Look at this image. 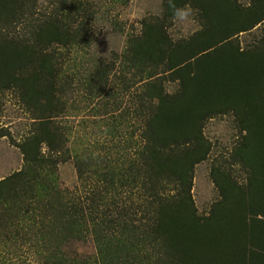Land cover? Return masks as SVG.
I'll list each match as a JSON object with an SVG mask.
<instances>
[{"label": "trees", "instance_id": "1", "mask_svg": "<svg viewBox=\"0 0 264 264\" xmlns=\"http://www.w3.org/2000/svg\"><path fill=\"white\" fill-rule=\"evenodd\" d=\"M36 2L0 0V91L17 90L32 111L35 132L20 147L26 162L41 166L40 145L60 154L64 146V137L51 128L50 119L64 107L58 95L67 84L60 78L65 61L61 50L68 47L71 35L58 18L59 11H34ZM170 2L177 8L198 4L200 17L208 23L178 40L169 38L165 29L170 24H146L142 35L130 41L128 54L139 64L165 65L167 78L177 80L178 90L168 94L162 84L148 83V93L143 94L151 105L142 133L144 143L128 154L130 143L121 142L118 157L112 154L114 145L92 157L75 154L78 181L83 183L91 174L105 192L113 194L118 184L140 186L146 203L137 208L150 215L139 223L136 245L126 249L117 264H264V46L241 50L230 40L264 19V0H253L244 9V17L227 0H166L167 18L173 17ZM92 77L96 74H89V83ZM227 112L235 115L238 128L244 131L229 155L232 162L241 164L246 183L237 187L225 168L215 166L210 176L221 198L208 215H197L190 195L192 170L210 152L203 124ZM5 134L0 126V136ZM168 187L174 193H166ZM63 194L42 171H20L0 180V204H8L1 208L0 229L21 221L32 227L31 241L39 246L37 250L45 252L40 254L43 264H78L58 251L87 232L90 224L100 259L116 264L109 255L113 245L119 246L118 239L108 240L102 234L108 226L105 215L120 208L115 197H108V207L98 212L103 197L97 189L86 200L81 194L73 199ZM90 212L95 216L90 217ZM143 237L151 239L141 244L138 240ZM101 241L108 250L99 249ZM141 245L152 246V252Z\"/></svg>", "mask_w": 264, "mask_h": 264}, {"label": "rangeland", "instance_id": "2", "mask_svg": "<svg viewBox=\"0 0 264 264\" xmlns=\"http://www.w3.org/2000/svg\"><path fill=\"white\" fill-rule=\"evenodd\" d=\"M227 1L242 17L244 9L253 2ZM76 2L82 6L75 5V8L73 3ZM165 3L166 0H37L34 11L48 13L56 9L59 11L58 18L63 20L71 35L70 44L61 50L65 61L61 65L60 78L67 84L58 95L64 107L50 119L51 128L64 137V146L60 154L49 150L44 144L40 145V155L44 159L41 166L26 162L20 147L35 132L37 123L34 122L32 111H28L21 102L17 90L10 88L0 91V126L6 133L0 136V180L20 171L29 174L42 171L52 185L64 192L65 199H73V195L81 194L86 200L85 197H90L96 189L102 192L103 200L99 201L98 212L105 211L108 197L114 196L120 208L116 213L105 215L108 217V226L102 234L108 240L118 239L119 246L113 245L109 255L116 258V264L117 258L126 249L136 245V230L141 227L139 223H144L146 215H150L137 208V204L146 203L142 191L139 184L135 188L118 184L116 193L110 190L105 192L103 184L91 174L81 183L73 164L74 155L89 154L92 157L114 145V151H111L118 157L122 154L120 146L124 142L130 143L126 152L134 153L138 150L136 144L141 145L145 141L142 133L151 105L143 94L148 93L146 85L162 84L164 93L168 94L178 90L177 80L167 78L165 65L151 64V61L139 64L131 61L128 54L130 41L142 35L146 24H170L165 29L168 36L171 40H178L195 34L208 23L206 18L200 17L202 10L198 4L180 6L183 8L188 5L192 9L191 15L181 20L165 17ZM230 40L241 50L264 46V19L252 29L232 36ZM96 68H101V73L94 71ZM91 73H95L96 77H92L93 81L89 83ZM243 134L232 112L213 115L204 122L202 135L210 143V152L205 160L193 167L190 191L197 215H208L221 198L210 176L215 166L225 168L236 181L237 187L245 186V171L240 163L232 162L229 155L233 147L241 142ZM166 193L174 192L168 187ZM7 207L8 204L4 207L0 204V215L3 213L1 208ZM90 214V217L94 215ZM122 226L127 228L123 229ZM91 229L92 226L88 224L87 232L62 245L58 252L78 264H107L100 259L102 255L98 253L97 241ZM32 230V227H26L18 220L13 227L0 229V264H43L40 254L45 255V252L37 250L39 246L31 241L34 235ZM150 239L143 237L138 241L143 244V241L146 243ZM101 242L103 248L99 245V249L108 250L105 241ZM141 247L148 253L153 250L152 246Z\"/></svg>", "mask_w": 264, "mask_h": 264}, {"label": "clouds", "instance_id": "3", "mask_svg": "<svg viewBox=\"0 0 264 264\" xmlns=\"http://www.w3.org/2000/svg\"><path fill=\"white\" fill-rule=\"evenodd\" d=\"M169 7L172 8L173 17L175 19H186L192 13V9L188 5H185L183 8H177L174 4L170 2Z\"/></svg>", "mask_w": 264, "mask_h": 264}]
</instances>
